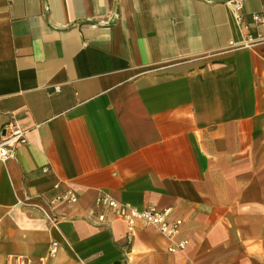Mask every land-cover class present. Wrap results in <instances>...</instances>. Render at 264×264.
Wrapping results in <instances>:
<instances>
[{
    "label": "crops",
    "instance_id": "1",
    "mask_svg": "<svg viewBox=\"0 0 264 264\" xmlns=\"http://www.w3.org/2000/svg\"><path fill=\"white\" fill-rule=\"evenodd\" d=\"M254 14L264 0H0V138L12 120L27 137L0 160V264H264ZM101 195L181 230L130 238Z\"/></svg>",
    "mask_w": 264,
    "mask_h": 264
},
{
    "label": "built area",
    "instance_id": "2",
    "mask_svg": "<svg viewBox=\"0 0 264 264\" xmlns=\"http://www.w3.org/2000/svg\"><path fill=\"white\" fill-rule=\"evenodd\" d=\"M237 11H241L243 8V0H229ZM239 19H242V14H239ZM253 18L258 22H264V16L262 14H254ZM27 141L25 130L14 120L10 121L4 128V133L0 138V160H7L15 155L17 147L21 143ZM64 197L69 202H76L77 197L72 190L68 189L65 192ZM97 203L105 205L108 210L118 219L123 221L130 234V238L133 235L135 229L140 225L152 226L157 229L168 239H174L180 232L183 219L182 218H170L171 208L157 209L154 207L138 208L129 203L120 202L109 195H101L97 198ZM100 221H106V215L100 214L98 216ZM58 220L52 217L53 224H56ZM2 217L0 216V255H1V241H2ZM187 244L186 240L179 241L177 244L170 245L169 250H182ZM58 249V243L54 241L50 254H54ZM45 258L41 257L39 260H33L31 258L16 255L10 256V264H44Z\"/></svg>",
    "mask_w": 264,
    "mask_h": 264
}]
</instances>
